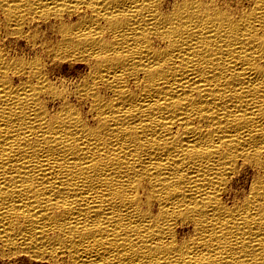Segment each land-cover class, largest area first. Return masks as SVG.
I'll use <instances>...</instances> for the list:
<instances>
[{"label":"bare ground","instance_id":"obj_1","mask_svg":"<svg viewBox=\"0 0 264 264\" xmlns=\"http://www.w3.org/2000/svg\"><path fill=\"white\" fill-rule=\"evenodd\" d=\"M0 243L264 264V0H0Z\"/></svg>","mask_w":264,"mask_h":264},{"label":"rangeland","instance_id":"obj_2","mask_svg":"<svg viewBox=\"0 0 264 264\" xmlns=\"http://www.w3.org/2000/svg\"><path fill=\"white\" fill-rule=\"evenodd\" d=\"M22 45L23 43L20 42ZM64 69L68 77L76 75L75 70L82 69V64H78L75 68H67V65H64ZM70 74V75H69ZM242 179V178H241ZM239 180V185L242 183ZM59 253V254H58ZM64 253V254H63ZM58 254V255H57ZM66 254V255H65ZM31 255L21 251H16V253H6L3 250V245L0 243V264H73L72 259L67 252H57L53 256L48 255ZM69 255V256H68ZM52 257V258H51Z\"/></svg>","mask_w":264,"mask_h":264}]
</instances>
